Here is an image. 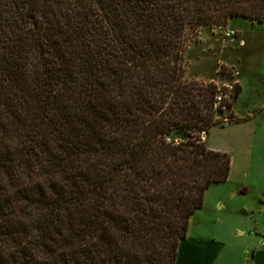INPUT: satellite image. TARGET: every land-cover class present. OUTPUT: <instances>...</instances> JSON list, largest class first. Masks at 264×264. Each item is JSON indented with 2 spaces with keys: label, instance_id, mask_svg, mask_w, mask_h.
<instances>
[{
  "label": "trees",
  "instance_id": "16d2710c",
  "mask_svg": "<svg viewBox=\"0 0 264 264\" xmlns=\"http://www.w3.org/2000/svg\"><path fill=\"white\" fill-rule=\"evenodd\" d=\"M231 18L264 0H0V264H175L230 172L202 132L246 119L238 82L184 77Z\"/></svg>",
  "mask_w": 264,
  "mask_h": 264
},
{
  "label": "crops",
  "instance_id": "0c3cea01",
  "mask_svg": "<svg viewBox=\"0 0 264 264\" xmlns=\"http://www.w3.org/2000/svg\"><path fill=\"white\" fill-rule=\"evenodd\" d=\"M257 76L264 78V65L261 64ZM242 92L241 86L231 111L246 119L213 126L204 134L209 148L230 155V172L226 181L206 190L202 207L193 213L187 235L178 243L175 264H264V104L236 112ZM217 134L221 135L220 141ZM220 186H227V190L218 195ZM210 189L216 193L212 203L208 200ZM234 198L240 203L233 202ZM223 216L231 219L225 220ZM238 236H248L249 242L236 243Z\"/></svg>",
  "mask_w": 264,
  "mask_h": 264
},
{
  "label": "rangeland",
  "instance_id": "374dc122",
  "mask_svg": "<svg viewBox=\"0 0 264 264\" xmlns=\"http://www.w3.org/2000/svg\"><path fill=\"white\" fill-rule=\"evenodd\" d=\"M261 64L264 65V21L257 23L244 18H231L225 26H202L194 33L186 49L184 77L214 81L229 90L235 82H240L243 92L235 111L242 112L264 104V78L257 76ZM224 116H227V112L219 114L221 121L229 123ZM205 133L202 132L203 140ZM220 136H216L218 141ZM218 188V195L227 190V186ZM215 194L214 189L208 191L210 203L215 199ZM232 201L240 203L237 198ZM223 219L231 218L223 216ZM245 220L248 225L250 218L247 216ZM256 237L252 239L256 240ZM235 242L243 245L249 242V238L238 236Z\"/></svg>",
  "mask_w": 264,
  "mask_h": 264
},
{
  "label": "built area",
  "instance_id": "2783aa9c",
  "mask_svg": "<svg viewBox=\"0 0 264 264\" xmlns=\"http://www.w3.org/2000/svg\"><path fill=\"white\" fill-rule=\"evenodd\" d=\"M220 98V97H219ZM262 247L264 249V228H263V232H262Z\"/></svg>",
  "mask_w": 264,
  "mask_h": 264
}]
</instances>
